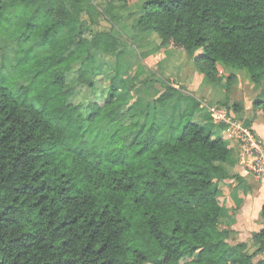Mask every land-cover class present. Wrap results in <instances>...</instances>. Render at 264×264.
<instances>
[{"label":"trees","instance_id":"trees-1","mask_svg":"<svg viewBox=\"0 0 264 264\" xmlns=\"http://www.w3.org/2000/svg\"><path fill=\"white\" fill-rule=\"evenodd\" d=\"M141 10L135 30L161 39L146 55L186 51L209 81L225 67L228 89L244 70L264 114V0H143ZM98 15L93 0H0V37L14 41L21 30L22 42L36 30L14 65L28 81L0 85V264H264L255 262L264 205L254 251L221 227L218 183L242 184L230 175L239 158L192 120L204 107L180 87L157 90L152 114L150 104L130 107L133 85L121 78L130 52ZM100 54L114 55L116 71L104 102L85 114L71 97L79 85L95 87ZM174 100L190 111L166 122ZM100 119L110 127L104 137L92 128Z\"/></svg>","mask_w":264,"mask_h":264},{"label":"rangeland","instance_id":"rangeland-1","mask_svg":"<svg viewBox=\"0 0 264 264\" xmlns=\"http://www.w3.org/2000/svg\"><path fill=\"white\" fill-rule=\"evenodd\" d=\"M93 1L97 4L100 11L105 12V15H98L102 26H114L118 37L125 41L121 47L128 48V52H130V54L128 53L130 71L127 76L121 78L127 84L133 85V89L129 94L133 93L134 95L129 105L130 107L134 106L133 110L135 112H142L150 104L149 108L152 114L154 112V93L157 90L164 91L167 85L173 84L180 87L182 92L193 95L204 106L202 112L195 111L191 118L193 121L203 123L208 130H213L214 125L202 119L206 118L203 115L204 113L215 114L212 118H217V120L223 118H264L263 112L259 109L255 110L253 107L254 98L259 91L254 89L253 83L249 80L244 70H234L239 76V81L234 82L232 87L228 89L227 78L230 70L225 67H221V72L216 81H209L206 79L204 72L194 63L192 55L186 51L167 46L162 51L165 57L156 52L151 56L146 55L159 46L161 39L154 32L142 33L135 30V22L142 11L143 0ZM111 2L113 3L112 5H110ZM82 18L85 20L88 17L83 14ZM35 31V28H33L31 30L32 38L22 42H20L21 30L12 35L14 41L0 37V85L13 90L19 84L28 81L26 77L22 76V70H19L18 66L15 67L14 65L34 45ZM199 52L200 50H196L194 55ZM31 53L34 54V52ZM98 56L100 70L95 80V87L90 88L86 85H79L76 93L71 97V101L80 103L83 106L85 114L90 113L89 104L94 100L99 103L104 102L108 92L110 77L116 71V58L113 54H100ZM159 60L161 61L159 62ZM77 69L78 66L73 71L74 75H77ZM236 83L239 84L238 87ZM234 104L243 106V111L241 110V113L235 111ZM184 108L186 112L190 111L186 110L187 102L179 103L174 100L173 106L162 115V119L166 122H171V118H173L174 122H176L178 118H181V109ZM185 121L183 119V123ZM257 125L260 128L261 124L258 123ZM92 128L94 133H101L102 137L110 131V127L101 119L93 124ZM262 141L264 142V140ZM253 177L255 178L253 185L259 188L263 187L264 192V182L258 179L259 177L256 175H253ZM257 210L258 208H255L251 218H241L246 228L244 229V235L239 236L238 240L248 241V250L250 252L255 250L251 232L262 227ZM222 221L223 224L227 223V217H223ZM238 240L235 235L230 242L234 243ZM260 261L264 262V254L255 258L256 263Z\"/></svg>","mask_w":264,"mask_h":264},{"label":"crops","instance_id":"crops-1","mask_svg":"<svg viewBox=\"0 0 264 264\" xmlns=\"http://www.w3.org/2000/svg\"><path fill=\"white\" fill-rule=\"evenodd\" d=\"M238 77L239 76L237 75V82L239 81ZM236 85L238 87L239 84L236 83ZM202 107L204 106L202 105ZM213 115L215 114L211 113L212 117ZM202 119L214 125L212 131L215 133V135L221 137L226 142L228 147L232 149L234 156L239 158V161L231 167L230 175L238 174L242 176L244 178L242 184H240L234 176L223 179L218 183V187L220 190L219 200L223 207L221 219L223 217H227L228 220L227 223L224 224L222 221L221 227L231 228L235 230L238 240L239 236L244 235V229L246 228V226L241 221V218H251V215L254 212L255 208H258L257 213H259L260 217V212L264 205V192L263 187L259 188L253 185L255 181V178L253 177L254 174L246 166V164L241 161L240 142L233 132L231 123L235 121L245 122L248 119L251 120L252 130L258 135V137L264 140V118H223L220 120H217V118H212L210 120L206 118ZM257 122L261 124L260 128L258 127ZM200 124L203 125V123ZM255 231L258 230L252 231L251 237L253 235V232Z\"/></svg>","mask_w":264,"mask_h":264},{"label":"built area","instance_id":"built-area-1","mask_svg":"<svg viewBox=\"0 0 264 264\" xmlns=\"http://www.w3.org/2000/svg\"><path fill=\"white\" fill-rule=\"evenodd\" d=\"M232 129L240 142L241 161L264 182V142L243 122H232Z\"/></svg>","mask_w":264,"mask_h":264}]
</instances>
